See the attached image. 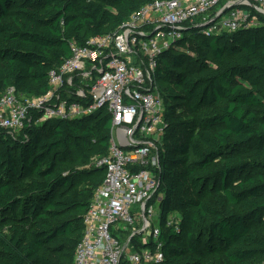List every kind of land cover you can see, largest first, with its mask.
<instances>
[{"label": "trees", "instance_id": "obj_1", "mask_svg": "<svg viewBox=\"0 0 264 264\" xmlns=\"http://www.w3.org/2000/svg\"><path fill=\"white\" fill-rule=\"evenodd\" d=\"M155 1L166 0H0V97L8 88L45 94L70 42L112 34ZM199 25L186 24L155 69L166 122L157 145L162 264H262L264 24L210 37ZM111 128L101 110L33 124L19 138L0 130V264L73 263L105 175L91 160L107 155ZM176 213V228H166Z\"/></svg>", "mask_w": 264, "mask_h": 264}, {"label": "built area", "instance_id": "obj_2", "mask_svg": "<svg viewBox=\"0 0 264 264\" xmlns=\"http://www.w3.org/2000/svg\"><path fill=\"white\" fill-rule=\"evenodd\" d=\"M186 24H200L206 37L257 28L264 24V0L155 1L112 34L82 46L70 42V57L49 71L45 94L27 97L8 88L0 97V130L14 138L46 121L78 120L101 110L111 118L108 153L97 163L104 180L83 216L72 264L163 263L157 145L166 122L155 69Z\"/></svg>", "mask_w": 264, "mask_h": 264}, {"label": "rangeland", "instance_id": "obj_3", "mask_svg": "<svg viewBox=\"0 0 264 264\" xmlns=\"http://www.w3.org/2000/svg\"><path fill=\"white\" fill-rule=\"evenodd\" d=\"M177 49H180L179 51H181V49H183V46H178L177 47ZM164 86V82L162 81H160V82H158V87H163ZM76 157V155L74 154V161H73V163H72V165L74 166V167H76V168H80V167H82L81 165H80V163H79V160L78 159H76L75 158ZM92 162V165H97V163H98V161H99V159H97L96 157H92V160H91ZM98 175V174H97ZM97 175H95L94 176V178L96 179V177H97ZM87 179H90V176H88V177H83V178H81L80 179V181L82 182V183H87L86 182V180ZM96 181V180H95ZM94 182V181H93ZM179 220H180V215L179 214H173V215H171V216H169L168 217V221L171 223V225H170V227L171 228H173V229H175L176 228V224L179 222ZM155 224H157V223H155ZM222 257H221V255L220 254H214L213 256H211V257H209V259L210 260H220Z\"/></svg>", "mask_w": 264, "mask_h": 264}, {"label": "water", "instance_id": "obj_4", "mask_svg": "<svg viewBox=\"0 0 264 264\" xmlns=\"http://www.w3.org/2000/svg\"><path fill=\"white\" fill-rule=\"evenodd\" d=\"M234 7H230V8H227V9H224L222 12H220L216 18L211 22L209 23L208 25H211L213 24L214 22H216L217 20H219L223 15H225L227 12H229L231 9H233ZM207 25V26H208Z\"/></svg>", "mask_w": 264, "mask_h": 264}]
</instances>
